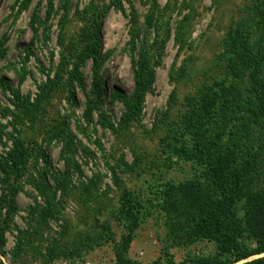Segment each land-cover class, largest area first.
<instances>
[{
	"label": "rangeland",
	"instance_id": "1",
	"mask_svg": "<svg viewBox=\"0 0 264 264\" xmlns=\"http://www.w3.org/2000/svg\"><path fill=\"white\" fill-rule=\"evenodd\" d=\"M263 20L264 0H53L50 16L47 0H0L2 217L12 198L17 204L0 264H118L125 196L140 221L128 259L215 258V243L195 231L217 192L205 168L171 146L191 147L187 121L205 114L208 137L241 172L228 222L256 249L264 239V120L248 114L249 72L232 50L246 44L259 57ZM98 25L104 61L96 77L82 56ZM142 51L151 84L141 117L127 123L114 91H133ZM16 143L23 161L5 174Z\"/></svg>",
	"mask_w": 264,
	"mask_h": 264
},
{
	"label": "trees",
	"instance_id": "2",
	"mask_svg": "<svg viewBox=\"0 0 264 264\" xmlns=\"http://www.w3.org/2000/svg\"><path fill=\"white\" fill-rule=\"evenodd\" d=\"M47 2L50 16L53 10V0H47ZM232 51L236 55L237 60H240L239 63L248 69L251 85L249 91L252 93V100L251 98L249 99L251 109H248V114L250 113L253 120L258 124L261 119L264 120V49L260 52L259 57L254 56L251 48L246 44H242L239 49L233 48ZM82 58L84 61L91 60L96 77L98 75L100 76L99 70L102 67L104 57L99 25L95 28L91 41ZM146 61L145 51H142L138 60L134 61L137 65L133 69L134 88L130 94L122 93L119 89L114 91L115 95L120 97L124 103L126 109L124 121L127 123L139 120L144 108L147 89L151 84L150 75L147 70L148 67L144 64ZM77 79H80V85L83 88V81L80 75ZM203 118L204 121L198 123H195L193 120L187 121L186 130L192 141L191 147L171 145L175 155L186 160L197 162L205 168L211 185L217 192L218 201L208 206L209 210L205 215L201 219L196 220L195 232L199 237H204V239L214 242L218 254L210 260L200 258L197 262L200 264H238L254 256L263 255L264 239L258 241L256 249L249 250L242 244V240L239 238V234L243 231L230 227L228 220L237 206L240 197L241 172L239 173V169L233 167V160L226 153L228 149L222 145L220 146L218 144L219 142H213L212 138L210 139L208 137V128L210 126L208 123L209 117L205 114ZM15 146L16 150L10 152L7 164H1L5 174H8L7 166L11 165V168L15 169L23 161L21 145L16 143ZM129 201L125 196L122 213L128 223V227L126 234L123 235L117 248L118 264H138L127 258L134 232L140 223L138 213ZM16 211L17 204L14 198H12L10 209L7 210L6 216H10L9 219L3 218L2 214H0L1 247H4L6 242L4 234L6 227H8L11 214H14ZM202 211L204 212L203 208ZM245 264H264V257Z\"/></svg>",
	"mask_w": 264,
	"mask_h": 264
}]
</instances>
